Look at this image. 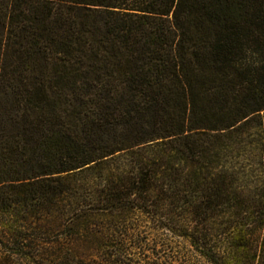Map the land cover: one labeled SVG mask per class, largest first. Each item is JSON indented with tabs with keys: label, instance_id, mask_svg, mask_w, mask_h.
I'll return each mask as SVG.
<instances>
[{
	"label": "trees",
	"instance_id": "16d2710c",
	"mask_svg": "<svg viewBox=\"0 0 264 264\" xmlns=\"http://www.w3.org/2000/svg\"><path fill=\"white\" fill-rule=\"evenodd\" d=\"M159 233L264 264V0H0V260Z\"/></svg>",
	"mask_w": 264,
	"mask_h": 264
},
{
	"label": "rangeland",
	"instance_id": "374dc122",
	"mask_svg": "<svg viewBox=\"0 0 264 264\" xmlns=\"http://www.w3.org/2000/svg\"><path fill=\"white\" fill-rule=\"evenodd\" d=\"M149 241L147 244L149 249H153L159 255H167L171 260H168L166 264H210L197 254L184 238L170 233H159L154 241ZM0 264H23V262L12 257L0 260Z\"/></svg>",
	"mask_w": 264,
	"mask_h": 264
}]
</instances>
